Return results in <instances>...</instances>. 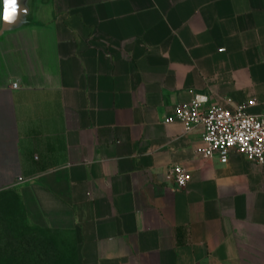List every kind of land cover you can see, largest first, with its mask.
<instances>
[{"label": "crops", "instance_id": "0c3cea01", "mask_svg": "<svg viewBox=\"0 0 264 264\" xmlns=\"http://www.w3.org/2000/svg\"><path fill=\"white\" fill-rule=\"evenodd\" d=\"M20 2L1 31L0 0V191L26 219L78 264H264V165L164 121L195 93L264 112V0Z\"/></svg>", "mask_w": 264, "mask_h": 264}, {"label": "built area", "instance_id": "2783aa9c", "mask_svg": "<svg viewBox=\"0 0 264 264\" xmlns=\"http://www.w3.org/2000/svg\"><path fill=\"white\" fill-rule=\"evenodd\" d=\"M17 86V82L12 83V87ZM254 103V100L249 101V104ZM164 121H180L185 131L200 126L201 139L196 152L202 158L216 156L225 163L235 151L264 165V112L251 113L243 104L226 107L210 102L206 94L195 93L189 103L176 104ZM168 176L182 188L189 182L191 173L176 163L169 168Z\"/></svg>", "mask_w": 264, "mask_h": 264}, {"label": "rangeland", "instance_id": "374dc122", "mask_svg": "<svg viewBox=\"0 0 264 264\" xmlns=\"http://www.w3.org/2000/svg\"><path fill=\"white\" fill-rule=\"evenodd\" d=\"M12 238L23 247L24 264H78L73 237L67 232L32 225L12 190L0 191V247ZM6 257L1 264H9Z\"/></svg>", "mask_w": 264, "mask_h": 264}, {"label": "water", "instance_id": "95a60500", "mask_svg": "<svg viewBox=\"0 0 264 264\" xmlns=\"http://www.w3.org/2000/svg\"><path fill=\"white\" fill-rule=\"evenodd\" d=\"M28 8L23 12L20 0H16V4L13 5L11 0H3V20L1 31L12 29L23 25L27 22L26 14ZM7 16H13V19H5Z\"/></svg>", "mask_w": 264, "mask_h": 264}, {"label": "trees", "instance_id": "16d2710c", "mask_svg": "<svg viewBox=\"0 0 264 264\" xmlns=\"http://www.w3.org/2000/svg\"><path fill=\"white\" fill-rule=\"evenodd\" d=\"M13 196L20 202L18 195L14 191H13ZM21 207L23 209L22 204H21ZM24 217H25V214H24ZM12 241L13 240L11 238L7 242V245H5L3 248L0 247V264L2 263V259H4V257H6L7 259H10L9 264H24L23 260L25 259V256H23V252H24L23 247L18 246L15 243H12Z\"/></svg>", "mask_w": 264, "mask_h": 264}, {"label": "snow or ice", "instance_id": "6c2138e0", "mask_svg": "<svg viewBox=\"0 0 264 264\" xmlns=\"http://www.w3.org/2000/svg\"><path fill=\"white\" fill-rule=\"evenodd\" d=\"M11 2L13 3V5L16 4V0H11ZM13 18H14L13 16H7V18H5V19L10 20V19H13Z\"/></svg>", "mask_w": 264, "mask_h": 264}]
</instances>
